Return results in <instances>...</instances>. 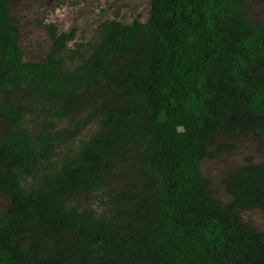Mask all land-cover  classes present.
<instances>
[{
  "label": "trees",
  "instance_id": "1",
  "mask_svg": "<svg viewBox=\"0 0 264 264\" xmlns=\"http://www.w3.org/2000/svg\"><path fill=\"white\" fill-rule=\"evenodd\" d=\"M21 1L0 0V264H264V234L242 218L264 213V164L225 179L228 203L201 167L232 149L223 136L264 135L255 0H150L147 21L107 20L76 48V29L47 25L37 62L12 19ZM120 168L132 176L111 187ZM100 190L104 212L73 205Z\"/></svg>",
  "mask_w": 264,
  "mask_h": 264
},
{
  "label": "rangeland",
  "instance_id": "2",
  "mask_svg": "<svg viewBox=\"0 0 264 264\" xmlns=\"http://www.w3.org/2000/svg\"><path fill=\"white\" fill-rule=\"evenodd\" d=\"M150 0H24L11 6L12 19L20 28L19 41L25 51V61H46L52 48V39L46 28L47 25L55 24L60 31L76 29V39L70 43V47L76 48L78 43L94 44L102 31L101 24L107 20L118 19L124 23H133L140 18L147 21L150 17ZM248 14L252 19L264 25V0H255L248 7ZM89 50V47H85ZM83 49V50H84ZM73 62H68L69 68ZM34 133L38 132V122L32 116L25 119ZM67 125L62 122L60 127ZM95 125L87 128L75 142L88 138L95 132ZM221 143L232 146L229 151L217 153L215 158H206L201 167L206 176L212 180L213 195L215 198L228 203L232 195L227 189L225 179L238 169L252 163L264 164V135L257 136H223ZM71 146V148H75ZM69 148V149H71ZM67 149V148H66ZM58 152L55 160L59 161L69 150ZM249 157L252 161H249ZM131 174L121 169L112 172L108 180L111 187H120ZM33 183V178H28L26 185ZM102 190L85 194L73 205L81 208H93L102 213L105 211ZM9 198L0 195V212L9 208ZM243 220L257 231L264 234V213L261 210H251L242 213Z\"/></svg>",
  "mask_w": 264,
  "mask_h": 264
}]
</instances>
